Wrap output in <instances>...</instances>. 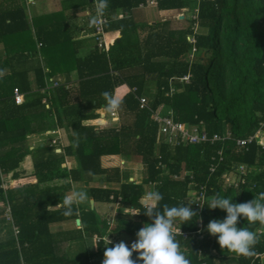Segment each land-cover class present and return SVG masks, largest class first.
Returning a JSON list of instances; mask_svg holds the SVG:
<instances>
[{
  "label": "trees",
  "instance_id": "1",
  "mask_svg": "<svg viewBox=\"0 0 264 264\" xmlns=\"http://www.w3.org/2000/svg\"><path fill=\"white\" fill-rule=\"evenodd\" d=\"M28 2L0 0V41L11 40L12 50L17 51L0 64L12 69L7 79L11 91L0 76V215H5L6 202L10 201L13 222L20 229L17 239L13 233L0 243V264H102L106 246L116 243L107 245L101 239L95 252L89 245L93 244V235L103 238L116 232L127 234L134 242L138 231L151 223L142 203L149 189L163 196L158 210L162 211L164 205L184 204L198 214L187 224L177 221L175 225L185 234L177 233L176 239L190 264H264V226L259 222L249 224L240 217L237 224L256 233L253 256L222 249L217 237L206 231L211 220L227 216L221 209L208 208L211 196L219 193L233 203H245L264 192V146L256 139L247 146L236 144L238 138H249L258 130L264 132V0H157L160 11L195 5L196 17L185 16L189 24L184 29H171L172 21L168 20L150 24L143 16L135 17L133 11L144 9L141 6L148 0H107L101 10L111 18L107 30L120 31L121 37L108 52L93 47L85 56L81 55L84 41L73 40L71 29L59 17L52 22L53 28L43 26L33 32L26 13ZM61 5V13L93 10L95 0H63ZM119 12L131 16L120 19ZM55 31L59 32L56 48L60 50L53 60L57 65L52 73L77 71L79 80L68 88L63 84L51 91L47 108L42 103L43 95L31 92L30 73L35 71V84L43 88V68L34 64L37 47L41 45V53L46 52ZM185 76L189 81L180 82L179 78ZM122 85L131 89L120 100L122 124L103 128L85 123L99 118L96 111L105 105L101 93L115 94ZM15 89L25 94L21 105L15 102ZM142 97L153 112L161 105L171 108L174 121L184 123L189 130L209 136L230 132L231 139L213 145L170 141L152 120L151 111L140 108ZM95 123L105 125L107 121L100 118ZM57 129L63 133V137H55L63 141L61 153L49 141L30 149V135ZM29 154L33 155L37 183L5 191L2 175L18 169ZM65 156L75 158V169L62 167ZM110 156L138 158L146 168L144 179L138 183L120 166L105 167L104 158ZM234 164L260 171L250 173L243 185H229L224 176L234 170ZM14 177L18 179L19 175L15 173ZM69 178L83 183L97 178L99 185L88 187L95 203H115L121 197L115 229L108 230L110 224L98 208L74 205L80 210V229L51 231L52 224L77 220L75 216L64 217V209L55 208L72 185L51 184ZM192 192L204 194L201 210L190 200ZM133 210L141 213L133 214ZM6 223L12 228V223ZM85 237L90 252L72 257L66 243ZM137 256L134 253L133 259Z\"/></svg>",
  "mask_w": 264,
  "mask_h": 264
},
{
  "label": "crops",
  "instance_id": "2",
  "mask_svg": "<svg viewBox=\"0 0 264 264\" xmlns=\"http://www.w3.org/2000/svg\"><path fill=\"white\" fill-rule=\"evenodd\" d=\"M26 9H27L26 13L28 15L29 21L31 22L33 32H36L37 29H39L43 26L44 27L49 26V27L53 28L52 22L54 21V23H55V20L57 19V17H59L60 20L65 25L67 24L69 26L68 28L71 29V32L73 35L72 36L73 40L84 41V43H83L84 47H83L82 52H81V55H83V56H85L89 53L90 48L98 47L99 49H104V48H100L98 46L96 39H95V26H94V24L97 20V17H102V18L107 19V22L104 25L106 42L108 43L107 44L108 49L107 50L104 49L106 52L109 51L110 47L114 44L115 40L121 37L120 31L108 32L107 26L110 24L111 18L108 17L107 15H105L104 13H102V11H100L99 13L97 11H92V10L91 11H76L77 12L76 14H79V16H80V19L79 20L73 19L71 21H68L67 20V18H68L67 13L70 11H67L65 13L64 12L61 13L62 11H41V9H43V0H33V1L29 0V2L27 3ZM163 12L173 13L175 11H158V16H159V13L161 14V16L158 17L154 13V15H152L151 17L149 16L150 20L148 21V23L155 24L156 22H159V21H167V20L162 19V13ZM143 13H146V12L140 11V10L133 11V15L135 17H138ZM130 16L131 15H128V14L126 15L122 12H119L117 15V17L120 19H122L123 17H130ZM144 17H145V15H144ZM63 18H65V19H63ZM94 18H95V22H93ZM145 19H147V17H145ZM60 32H63V31H60ZM58 34H59V32H56V31L54 33H52L53 36H52V38L48 44V48H47L46 52L41 53V45H38V47H37V51L39 54H38L37 58H35L34 64L35 65L39 64L43 68V71L45 74V86L41 89L38 88L37 85L35 84V75H36L35 71L32 70L30 73V79H31V83H32V87H31L32 91L31 92L32 93L37 92L41 96L43 95L42 103L45 104L47 108H50V105L48 104L49 103L48 97H49V94L51 93V91H53L54 89L60 88V86L63 84L68 88L71 85L75 84L79 80V75H78L77 71H72L69 74L54 73V71L52 73V70H53L52 67H54V65H57V64H54L53 60L56 57H58L56 53H58L60 50L59 47L56 48L57 42L59 41ZM11 43H12V41L9 39H7V40L4 39V40L0 41V64H1V61H6L7 59H10L13 56V54L17 53V51L12 50L13 47L10 46ZM11 70H12L11 67H6V66L3 67L0 65V76H3L4 79L6 80V81H4V83L7 87V90H9V91H11L12 88H11L9 80H7V79L11 77V74H10ZM179 80H180V82L182 81L181 78H179ZM56 83L58 84L57 86H56ZM130 91H131V89L127 85H122L116 89L114 95L117 98H119V100H122V98ZM133 91H136V89H134ZM172 91L174 92L175 88L172 85V80H171L170 93ZM22 95H24V100H25V94H22ZM157 111L162 115H166L168 112H171L172 109L167 108L164 105H161ZM118 113H119V111H118ZM96 114L99 116V118L86 121L85 123L94 124V122H96L97 120L102 118L103 115L109 114V112L105 111L104 108H102V109L96 111ZM119 118H121L120 119L121 123H119V125H120V124H122V117H119ZM111 120H112L111 118L110 119L106 118V121H107L106 124H108V122ZM112 121L117 122L114 120H112ZM130 121H131V118H129L128 122H130ZM123 122H124V120H123ZM58 131L60 134L62 133V131L60 129L49 131V132H58ZM47 133L46 134H33V136L30 135L31 137L30 136L28 137V142H29V145L31 146L30 149L36 150L37 146L44 145L45 142L50 141L52 139H55V137L58 136L56 134V136L54 137L53 135H47ZM52 136H53V138H52ZM31 142H35V143H37V145H34L35 143H31ZM32 144L34 146H32ZM182 144H185V143H182ZM58 145L60 146V144H58ZM56 150H57L56 151L57 153H61V151H62L60 149V147H58V149H56ZM116 160L119 163V161L122 160V157H118V156L105 157L104 158V164H105L104 166L105 167L112 166V163L117 164ZM128 162H129L128 159H124V164H127ZM76 165H77V163H76L75 158H73L71 156H65L64 162L62 164V167L64 169H67L68 171H70L72 169H75ZM119 166L121 169L124 170V167H121V165H119ZM132 169H133V172H135L136 174L139 173V181H137V182L140 183L144 179V176H145L144 172H145L146 168L142 164V167H139V168L133 167V168H131V170ZM126 172H129V171L127 170ZM15 173H17L19 175L18 179H15V177H14ZM34 173H35V168H34L33 155L29 154L24 158V160L22 161V163L20 164V167L18 169L13 170L11 172H8L5 175H2V177H3L2 187L4 188L5 191H10V190H14V189H22L24 187H28L29 185H34L37 183V180L34 176ZM77 183H82V184L76 185ZM97 183L99 185V181L97 180V178H94V180L90 183H88V182L83 183L82 181L81 182H74L71 180V178H69V179L53 182V184H51V186L52 187H60L63 185L71 184L72 187L68 192H70L73 188H75L76 190H80L81 187L83 189L82 191L86 192V191H88L89 186L97 187L98 186V185H96ZM100 184L103 185L102 181ZM79 186H81V187H79ZM111 186L117 187V185H111ZM149 192H151V189H149ZM86 193L88 194L90 200L78 205L79 207H83L85 209H87L89 207H92V208L96 207V208H98V210L100 209L102 211L103 210L107 211V206H109L110 203H108V202L95 203L94 199L89 195V192H86ZM190 196L191 195H189V197ZM92 201H94L93 205H92ZM117 201L118 202H115V204L119 205V203L122 201L121 197H119ZM142 203L145 205L146 201H144L142 199ZM8 206L11 209L10 216L8 213V208H7ZM4 209H5V215L4 216L0 215V243L7 241L11 237V234L13 235V233H14V236L16 239L20 234V232L18 234L15 233V227L18 228V226L15 225L13 222L12 203L10 201H7ZM99 214L102 217L103 213L99 212ZM3 217L6 218L7 222L11 220L12 228L8 227V224L6 223V221H3ZM75 221H77V220H71V221L52 224L50 227L51 231L53 233H62V232H66V231H74L75 226L77 229H80L79 227H81L82 224L77 226V223H75ZM62 226H64V227H62ZM19 231H20V229H19ZM121 235H123V234H121ZM99 236H100L99 234L93 235V238H92L93 244H89V241H87V239H86L88 237L80 239V240L84 241L83 247L80 246V244L76 243L77 240L73 241V242H69L67 245V251H69V253L72 257L84 256L87 254V252L88 253L90 252L91 246L93 245L94 251L96 252V251H98V245L94 241H95V238L99 237ZM124 236L125 235H123V241H125ZM87 244L91 245L90 248H89V246L87 247Z\"/></svg>",
  "mask_w": 264,
  "mask_h": 264
},
{
  "label": "clouds",
  "instance_id": "3",
  "mask_svg": "<svg viewBox=\"0 0 264 264\" xmlns=\"http://www.w3.org/2000/svg\"><path fill=\"white\" fill-rule=\"evenodd\" d=\"M95 5L99 13L107 6V0H95ZM101 95L105 99V111L119 110L121 104L119 98L108 91L102 92ZM142 199L146 201L143 213L150 218L151 223L145 224L138 231L137 239L131 244V248L123 241L111 247L106 246L102 264H137V261L140 264H190L185 251L176 239L175 225L177 221L182 225L187 224L198 214L190 205L184 204L172 207L164 205L162 211L158 210L157 205L163 199L158 191L148 192ZM89 200L85 191L73 188L55 208L64 209L62 212L64 217L75 216L79 222L80 210L74 208V205ZM50 208L53 207L49 206L48 209ZM208 208L221 209L227 213L224 220H211L206 229L209 234L217 237L222 249L243 256L256 255L253 250L257 243L256 233L248 227L238 228L237 224L239 218L243 217L249 224L259 222L264 226V192H260L253 200L245 203H233L231 198H225L217 193L209 198ZM140 213L137 210L136 215ZM134 253L138 254L137 260L133 259Z\"/></svg>",
  "mask_w": 264,
  "mask_h": 264
},
{
  "label": "built area",
  "instance_id": "4",
  "mask_svg": "<svg viewBox=\"0 0 264 264\" xmlns=\"http://www.w3.org/2000/svg\"><path fill=\"white\" fill-rule=\"evenodd\" d=\"M147 5H156L157 6V0H148V4ZM147 5H142L141 7H146ZM94 11H97V7L96 5H94ZM92 10V11H93ZM91 11V10H88ZM107 22V19L102 18V17H97V20L94 24L95 26V39L96 42L98 44V46L100 48H104L105 50L108 49V43L106 42V36H105V31H104V25ZM182 81H189V76H185L183 78H181ZM58 84L56 83V86ZM173 93V91L171 92ZM14 98H15V102L17 105H21L23 104L24 100V95L20 94V92L18 91V89L14 90ZM140 108L141 109H149L152 113V120L157 123L160 126V130L162 135L167 136V138L169 137L170 141H172L173 139H175L177 141V143H190V144H195V145H201V144H216L218 142L221 141H226V140H230L231 139V133L227 132L226 135H220V134H214L213 136H209L207 133H202V134H198L197 130H189L186 125L184 123H178L176 121H174L172 112H168L166 115H162L160 114L158 111H152L149 108V104H148V100L146 98H140ZM111 119L114 121H118L119 120V113L118 110L115 112H109ZM102 118L106 119V114L103 115ZM99 126H103V125H99ZM262 137H264V132L262 130H258L257 133H255L254 136H251L249 138H238L236 139V144L238 146H247L249 144H251L253 142V140H257L258 143L262 146H264V142H262ZM219 154H222V152H219ZM224 157H221V160H223ZM234 170L231 171V173H228L224 176L226 183L229 185H233V186H240L241 184H245V182L248 179V175L250 173H252L253 175H255L257 172L260 171V168H256V167H247L243 164H234ZM215 169V168H214ZM213 169V170H214ZM193 199L191 201H195L196 202V207L198 209H202L201 206L204 205L205 203V196L203 193L196 194L194 193ZM8 213L10 216L11 213V209L8 206ZM10 218V217H9ZM200 229H202V224L200 225ZM20 231L17 227H15V233L18 234ZM177 233L183 234L181 231H179L177 229ZM199 233H201V230H199ZM96 239L98 240V243L102 240L106 241L105 237L100 238V237H96ZM133 243V241H129L127 243L128 246H131V244Z\"/></svg>",
  "mask_w": 264,
  "mask_h": 264
},
{
  "label": "rangeland",
  "instance_id": "5",
  "mask_svg": "<svg viewBox=\"0 0 264 264\" xmlns=\"http://www.w3.org/2000/svg\"><path fill=\"white\" fill-rule=\"evenodd\" d=\"M62 1L63 0H43V9H41V11H60L61 8H62V5H61L62 4ZM195 8L196 7L194 5V6H190L189 9L166 10V11H175V12H173V13H171V12H163L162 13V19L168 20V21H172V24L170 25V28L171 29H181V28L184 29L189 24V21L185 18V16L188 17L189 19H194L196 17V13H197L196 12L197 10ZM89 10H91V9H89ZM85 11H88V10H85ZM141 11H145L146 12V13H143V14L145 15V17H147V19L145 21L148 22L150 20L149 16L151 17L152 15H154V13L158 16V11H160V10L157 8L156 5H154V6L147 5ZM76 13H77L76 11H70V12H68L67 13V15H68L67 20L68 21H71L73 19L74 20L75 19H78L79 20L80 19V16H79V14H76ZM143 14H141L138 17H142ZM144 15H143V17H144ZM160 16H161V14L159 13V16L158 17H160ZM63 19H65V18H63ZM141 21H144L143 18H142ZM189 38H191V37H189ZM56 54L58 55V53H56ZM1 79L2 78H0V86L2 85V82H3ZM106 118L107 119H110L111 118L110 114H107L106 115ZM120 119L121 118H119L118 121L116 120L117 122H113L111 120V121L108 122V124H105V125H103L101 127L106 128V127H111V126H114V125H117L118 126L119 123H121V120ZM93 125H98L99 126V124H96L95 122H94ZM56 134L59 135V136H61V137H63V134L62 133L60 134L59 131L58 132H48L47 133V135H53L54 137L56 136ZM53 136H52V138H53ZM261 140H262V142H264V137H262ZM49 142L52 144V146L55 149H58V147H59L58 144L63 145V141L61 139H57V138L52 139ZM31 143H35V142H31ZM34 145H37V143H35ZM34 145L32 144V146H34ZM124 159H126V158L122 157V160L119 161V163L116 160V163L117 164L112 163V166H107V167H116V166L121 165V167H124V170H122L123 172H126L127 170L129 171V176L131 177L130 179L132 181H136V182L139 181V173L136 174L135 172H133V169L131 170V168H133V167H135V168L142 167V164L140 163V160L138 158H134V157L132 159L131 158H128L129 162L127 164H124ZM81 184L82 183H77L76 185H81ZM96 185H98V183ZM79 187H81V186H79ZM114 188H116V187H114ZM80 190H83L82 187H81ZM86 192H88V191H86ZM193 195H194V192L191 193L190 200L193 199L192 198ZM118 207H119V205H116L115 203H110V205L107 206V211H104V210L102 211V210L99 209V212H102L103 213V215H102L103 219L108 220V222L110 224L108 230L115 229V226H116L117 223L114 221V218L118 214V211H117ZM136 212L137 211H134V210L132 211L133 214H135ZM9 223L11 224V220L9 221ZM76 223H77V221H76ZM62 227H64V226H62ZM75 228H76V226H75ZM124 237H125V241H123V235H121L120 233H116L115 232V233L112 234V236H109V235H106L105 236V239H106L105 243L107 245H110L109 244V241H111V243L113 241H115V243H119V242L123 241V242H125L127 244L132 239L127 234H125ZM94 242H96V244H98V240L96 238H95V241ZM76 243L80 244V246H82V247L84 246V241L83 240H80L79 239V240L76 241ZM66 245H68V243H66Z\"/></svg>",
  "mask_w": 264,
  "mask_h": 264
},
{
  "label": "water",
  "instance_id": "6",
  "mask_svg": "<svg viewBox=\"0 0 264 264\" xmlns=\"http://www.w3.org/2000/svg\"><path fill=\"white\" fill-rule=\"evenodd\" d=\"M30 1H33V0H30ZM94 201H92V205H93ZM81 224V221L79 219V222H77V225H80Z\"/></svg>",
  "mask_w": 264,
  "mask_h": 264
}]
</instances>
